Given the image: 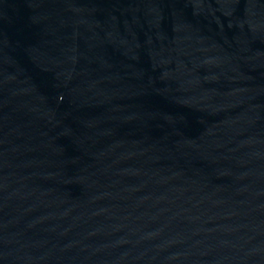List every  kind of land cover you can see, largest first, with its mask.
<instances>
[{
    "label": "water",
    "instance_id": "water-1",
    "mask_svg": "<svg viewBox=\"0 0 264 264\" xmlns=\"http://www.w3.org/2000/svg\"><path fill=\"white\" fill-rule=\"evenodd\" d=\"M0 264H264V0H0Z\"/></svg>",
    "mask_w": 264,
    "mask_h": 264
}]
</instances>
